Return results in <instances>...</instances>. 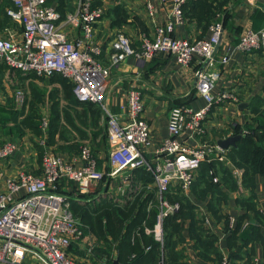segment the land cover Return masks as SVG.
<instances>
[{
  "label": "built area",
  "instance_id": "2783aa9c",
  "mask_svg": "<svg viewBox=\"0 0 264 264\" xmlns=\"http://www.w3.org/2000/svg\"><path fill=\"white\" fill-rule=\"evenodd\" d=\"M92 1L78 0L76 10L62 20L55 5L48 0H11L12 5L5 9L19 25L18 29L0 35V58L8 69L44 77L58 72L72 83L78 100L100 104L106 115L109 150L106 166L103 163L102 168L97 165V154L84 144L77 160L45 152L38 172L26 167H19L10 174L0 171V264H96L91 257L95 252L92 245L84 246L83 254L71 250V244L82 235L83 228L71 210L73 197L62 191L61 184L72 183L79 195L92 191L98 196L104 194L97 189L100 181L136 167H143L154 179L160 210L154 226L145 229L162 243L163 218L179 206L177 201L168 200L164 193L171 186L189 189L200 163L219 156L215 143L186 146L178 136L185 128L201 133V121L212 103L236 99L228 90L213 91L220 75L211 67L213 50L223 29L220 14L217 13L208 24L206 38L175 36V26L184 18L182 4L185 0H169L171 7L165 20L155 26L151 36L141 35L140 46L135 48L125 33L117 32L110 42L108 61L103 63L99 58L102 48L95 38V25L105 10L92 5ZM145 8L152 16L151 0H145ZM67 24L77 27L80 35L69 38L64 30ZM237 46L241 50L264 49V28L247 29L239 36ZM159 52L172 55L182 65L196 59L195 87L206 103L198 109L171 105L167 135L149 156L147 152L152 139L149 124L143 116L141 91L136 87L128 89L126 104L121 105L126 110V118L113 112L103 97L111 68L118 66L126 56L141 60ZM220 59L225 62L227 56ZM18 94L21 97L20 92H16ZM43 124H47L45 118ZM15 149L16 142L5 139L0 143V159L7 158ZM213 180L216 177L213 176ZM100 261L103 263L104 256Z\"/></svg>",
  "mask_w": 264,
  "mask_h": 264
},
{
  "label": "crops",
  "instance_id": "0c3cea01",
  "mask_svg": "<svg viewBox=\"0 0 264 264\" xmlns=\"http://www.w3.org/2000/svg\"><path fill=\"white\" fill-rule=\"evenodd\" d=\"M77 2L78 0H68V3H64L63 9H59L61 20L68 13L76 10ZM106 2L103 3L106 8H111L115 4L114 1L108 4ZM133 2H139L140 6L134 7V13L128 7L129 17L125 23L112 24L110 16L102 15L95 25V38L102 48L99 58L103 63L108 61L110 41L117 32L124 31L130 37L131 45L138 48L140 35L151 36L155 26L165 20L167 11L171 7L169 0H151L153 15L150 16L145 8V0H133ZM48 3L55 5L56 9L60 4L59 0H50ZM263 4L264 0H228L224 4L223 7L227 10L226 22L223 25L219 42L213 50L211 63V67L220 72L213 91L228 90L236 99L212 103L201 121V133L185 128L178 136V139L186 146H196L205 142L215 143L219 156L213 158L228 165L236 181V186L229 188L218 174L214 175L216 177L214 181H218V186L223 190L224 196H215L207 192L201 198L193 193L191 186L187 190H180L176 186L169 188L170 201L179 203V200L173 196V191L179 190L180 195H184L195 205L199 217L203 218L204 227L215 236V250L208 252L207 256L200 255V249L195 246V239L190 235V218L185 217L181 228L184 239L177 244V247L182 250L183 261L186 264H264V175L255 173L253 185L243 184L242 169L232 164L227 157L228 149L232 145L221 148L217 144L218 139L236 134L233 131L236 124L243 129V125L251 120L248 101L255 95H264V49L241 50L237 46L239 36L244 31L264 28ZM10 5H12L11 0H0L1 15ZM219 14L223 22L222 13ZM13 28L18 29V25L14 22L9 26L0 27V34L5 35L6 31ZM64 30L69 38H76L80 35V30L70 24L64 25ZM174 35L186 38H206L209 35L208 25L203 20L199 21L185 16L183 21L175 26ZM223 55L227 56L225 62L220 59ZM196 66V59L182 65L177 63L172 55L159 52L151 58L141 60L129 55L118 66L111 68L105 83L103 101L113 112L126 118V110L121 105L126 104L128 89L136 87L141 91L144 101L143 116L149 124L152 139L151 148L147 152L149 156L153 155L154 148L167 135V116L171 105H186L193 109L205 105L204 98L195 87ZM15 71H19L21 75L32 80H40L42 83L51 82L54 86L61 87L57 80L50 79L52 75L44 77L31 72L23 73L17 69ZM77 107L80 108V106ZM8 138H13L11 133L4 135L2 141ZM106 144H108L107 139ZM68 152L63 151L59 154L77 160L78 153ZM27 158L15 150L7 158L0 159V171L10 174L19 167L40 171L41 158L39 164L35 158ZM102 164L98 156L97 165L102 168ZM61 189L74 199L79 198L81 202H94L110 197L112 200L126 202L134 198L140 189H145L154 194L160 210V200L153 177L144 183L136 175L135 168L127 169L113 178L100 181L97 189H100L104 195L95 196L92 191L79 195L74 185L66 182L61 184ZM245 200L250 201L249 206L244 204ZM211 201L218 203L215 211L209 207ZM238 221L240 225L233 233L232 229Z\"/></svg>",
  "mask_w": 264,
  "mask_h": 264
},
{
  "label": "trees",
  "instance_id": "16d2710c",
  "mask_svg": "<svg viewBox=\"0 0 264 264\" xmlns=\"http://www.w3.org/2000/svg\"><path fill=\"white\" fill-rule=\"evenodd\" d=\"M48 1L50 2V0ZM227 1L185 0L182 4L183 17L203 20L208 25L217 13H222L224 25L227 10L223 6ZM59 3L57 10L61 15L60 10L63 9L64 0H59ZM96 4L92 2V5ZM109 15L111 23L115 25H121L127 20V14L119 4L109 11ZM12 22L14 21L5 11L2 12V15L0 13V27ZM16 25L18 24L16 23ZM53 74L50 79L57 80L61 85L60 88H55L56 91H59L62 97L76 108L74 111L81 123L86 124L89 117L97 118L99 116L101 112L99 105L78 100L73 94L72 83L58 72ZM53 105L55 106L50 117L51 136L59 129V126L56 127V122L63 112L59 111L57 101ZM248 108L251 112V120L243 125V129L234 127V132H240L241 135L235 145L228 149L227 157L232 164L242 169V183L253 185L255 173L264 175V95L253 96L248 101ZM70 126L79 131V127L73 119L70 120ZM95 133L97 132L93 131L94 135ZM135 170L138 178L144 183L152 179L151 173L143 167H136ZM215 174H218L229 188L236 186L231 168L223 161L212 157L211 160H203L200 163L191 184L193 193L201 198L207 192H211V195L215 194V196H224L223 190L218 186V181L213 180ZM164 195L167 199L169 196L168 200H171L170 190ZM173 196L179 200V207L163 218L162 243L154 238L152 232H147L145 229L146 227L151 229L154 226L159 211L152 192L140 189L134 198L126 202L108 198L94 202H79V199L72 198L71 210L81 221L83 231L78 240L71 244V250L83 254L84 246L88 243L85 240L87 235H93L95 252L91 257L96 264H110L115 257L123 264H186L183 261V252L177 247V244L184 239L181 228L185 217H189L190 235L195 239V246L200 249V255L207 256L208 252L215 250L214 234L208 232L204 227L203 218L199 217L195 205L188 201L184 195H180L179 190L173 191ZM248 203L250 201L245 200L244 204L249 206ZM217 204L209 202L212 211L217 209ZM239 225L238 221L235 228L232 229L233 233L236 232ZM103 256L102 263L100 257Z\"/></svg>",
  "mask_w": 264,
  "mask_h": 264
},
{
  "label": "rangeland",
  "instance_id": "374dc122",
  "mask_svg": "<svg viewBox=\"0 0 264 264\" xmlns=\"http://www.w3.org/2000/svg\"><path fill=\"white\" fill-rule=\"evenodd\" d=\"M104 1L106 2V0ZM104 1H92L97 3V6L104 8L103 16H110L109 11L116 4H119L126 12L128 18V7L134 13V7L140 6L139 2H133V0H107V4L110 1H114L115 4L111 8H106L103 5ZM64 3H68V0H64ZM10 24L5 25V27ZM121 32L125 33L124 31ZM4 63L2 58H0V143L4 135L11 133L12 139L16 142L15 150L23 154L25 158L28 157L27 159L29 157L35 158L37 164L40 163V158L45 152L61 153L63 151H72L78 153L80 147L87 144L105 165L109 149L108 144H106L107 137L105 133L106 115L100 104L95 103L99 105L101 110L99 116L97 118L95 116L93 118L89 117L86 124L81 123L74 111L76 108L73 107L72 103L64 99L59 91H56L55 88L57 87L54 84L51 82L45 83V81L42 83L40 80L27 78L21 75L19 71L9 70L7 64ZM16 92H20L21 97L19 94L17 96ZM55 101L58 103L59 111L63 112L60 114V119L56 122V127L59 126V129H61H57L51 136L50 117ZM66 110L69 113L68 115ZM43 118L47 120L46 125L43 124ZM71 119L75 121L79 131L70 126ZM235 127H239V125L236 124ZM92 131L97 133L94 135ZM109 199L112 200L111 197ZM85 240L88 242L86 246L92 245L95 249L93 235H87Z\"/></svg>",
  "mask_w": 264,
  "mask_h": 264
},
{
  "label": "water",
  "instance_id": "95a60500",
  "mask_svg": "<svg viewBox=\"0 0 264 264\" xmlns=\"http://www.w3.org/2000/svg\"><path fill=\"white\" fill-rule=\"evenodd\" d=\"M240 132L233 134V135H229L226 136L224 138H220L217 140V144L221 147V148H227L229 145H235L237 139L240 137ZM110 264H123L121 262H119V260L115 257Z\"/></svg>",
  "mask_w": 264,
  "mask_h": 264
},
{
  "label": "bare ground",
  "instance_id": "6f19581e",
  "mask_svg": "<svg viewBox=\"0 0 264 264\" xmlns=\"http://www.w3.org/2000/svg\"><path fill=\"white\" fill-rule=\"evenodd\" d=\"M115 35H116V34H115ZM114 37H115V36H114ZM114 37L112 38V40L114 39ZM112 40H111V41H112ZM111 41H110V42H111ZM15 70H16V69H15ZM17 70H19V69H17ZM20 71H21V70H20ZM28 73H29V72H28ZM31 73H32V72H31ZM38 76H39V75H38Z\"/></svg>",
  "mask_w": 264,
  "mask_h": 264
}]
</instances>
